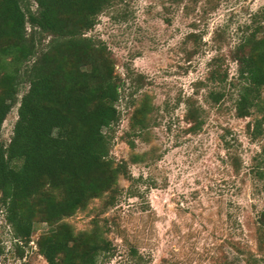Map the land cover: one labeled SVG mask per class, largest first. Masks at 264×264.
<instances>
[{
    "label": "rangeland",
    "instance_id": "obj_1",
    "mask_svg": "<svg viewBox=\"0 0 264 264\" xmlns=\"http://www.w3.org/2000/svg\"><path fill=\"white\" fill-rule=\"evenodd\" d=\"M253 16L264 23V0H125L100 13L86 33L110 51L122 79L110 156L126 162L136 180L118 178L122 193L115 206L100 212L103 197L96 198L63 220L75 232L89 228L93 217L101 225L106 221L103 236L112 255L98 264H264L256 241L264 174L261 180L254 174L256 164L262 167L257 155L264 133L253 139L246 130L262 112L235 117L237 69L229 58ZM216 56L227 74L221 86L206 81ZM210 91L223 92V98L213 104ZM143 95L152 106L147 134L126 137ZM188 100L202 111L196 133L183 120ZM260 100L264 106V89ZM15 118L16 107L1 126L4 145ZM143 153L132 162V155ZM45 230L36 225L27 245L16 242L0 208V264H46L35 246Z\"/></svg>",
    "mask_w": 264,
    "mask_h": 264
},
{
    "label": "trees",
    "instance_id": "obj_2",
    "mask_svg": "<svg viewBox=\"0 0 264 264\" xmlns=\"http://www.w3.org/2000/svg\"><path fill=\"white\" fill-rule=\"evenodd\" d=\"M123 1L0 0V131L16 107L11 137L5 145L0 141V208L12 238L24 245L35 226L44 224L35 246L46 264H98L109 258L111 244L103 236L106 221L101 225L93 217L89 228L75 232L63 220L101 197L104 212L122 193L119 177L136 181L126 162L110 156L113 129L120 119L116 105L122 79L106 46L85 36L100 13ZM243 28L229 56L237 69L234 114L242 119L252 109L262 112L246 125L254 139L264 133V23L253 16ZM222 63L220 56L211 59L207 82L225 83ZM223 95L210 91L208 98L216 104ZM151 111L150 99L143 95L133 106L125 136L144 139ZM201 113L186 101L183 120L188 132L201 128ZM125 143L134 149L133 140ZM144 156L132 155L131 160ZM257 157L262 167L256 164L254 174L261 180L264 147ZM233 168L236 172L237 163ZM256 241L264 253V210L257 215Z\"/></svg>",
    "mask_w": 264,
    "mask_h": 264
}]
</instances>
